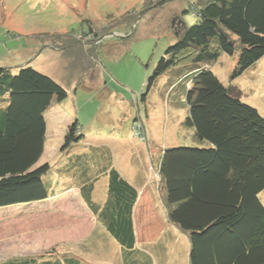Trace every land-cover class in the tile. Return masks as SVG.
Segmentation results:
<instances>
[{"label": "trees", "instance_id": "trees-1", "mask_svg": "<svg viewBox=\"0 0 264 264\" xmlns=\"http://www.w3.org/2000/svg\"><path fill=\"white\" fill-rule=\"evenodd\" d=\"M167 1L144 3L151 9ZM187 11L194 14L195 23H173L174 41L136 99L144 104L160 77L181 68L177 84L184 88L188 108L182 125L199 145L161 150L156 167L166 221L187 240L186 264H264V204L259 198L264 191V117L211 69L222 55H236L230 73L234 81L264 57V0H195ZM122 19L106 22L103 31L119 34L116 29L121 27L116 25ZM95 32L90 27L80 35L55 34L60 46H66L64 40L80 47L84 37L93 36L89 42H94ZM66 98L61 84L28 64L0 66V208L41 203L75 187L96 227L82 247L83 255L106 257L115 244L120 264H154L139 249L156 237L140 242L137 236L138 190L115 168L108 146H88L80 156L72 153L82 148L84 140L75 117L61 148L64 160L56 165L39 163L46 142V114ZM55 176L70 179L63 185L53 181ZM0 264L89 262L55 247L36 256L1 259Z\"/></svg>", "mask_w": 264, "mask_h": 264}, {"label": "rangeland", "instance_id": "rangeland-1", "mask_svg": "<svg viewBox=\"0 0 264 264\" xmlns=\"http://www.w3.org/2000/svg\"><path fill=\"white\" fill-rule=\"evenodd\" d=\"M194 1L169 0L148 9L144 0H0V66L28 64L67 91V98L53 104L46 116V142L39 163L58 161L52 149L64 142L61 129L74 117L84 140L119 148L120 159L129 156L126 151L135 154L133 165L146 166L141 172L148 175L154 189L159 185L154 157L164 147L199 145L191 130L182 125L188 108L184 88L177 84L180 67L156 81L144 104L136 101L154 65L174 41L173 23H195L194 14L187 11ZM122 16L121 24L116 25L121 34L103 31L106 22H118ZM90 27L96 31L94 42H89L93 37L89 36L80 47L64 40L66 46L57 43L55 33L75 36ZM235 58L222 55L211 69L222 83L241 92L243 103L264 117V57L231 81ZM116 137L122 142L114 140ZM140 149L152 150L154 155L139 162ZM156 192L153 198L162 202ZM259 198L264 204V191ZM92 230L93 220L76 192L43 206H12L0 212V260L36 256L55 247L75 251ZM177 234L179 238L169 250L174 256L179 251V264H186V242L180 231L174 232L175 238ZM114 246L110 245L106 257L83 256L91 264H116Z\"/></svg>", "mask_w": 264, "mask_h": 264}, {"label": "crops", "instance_id": "crops-1", "mask_svg": "<svg viewBox=\"0 0 264 264\" xmlns=\"http://www.w3.org/2000/svg\"><path fill=\"white\" fill-rule=\"evenodd\" d=\"M46 116H49V111L47 112ZM67 127H68V124L65 125L63 127V129H61L62 135H63L61 137L62 140H64L63 138L65 137V135L67 133ZM127 130H128L127 135L129 136L130 131H131V126L127 127ZM46 135H47V131H46ZM127 135H125V139H123V140H125V141L127 140V137H128ZM107 139H109V138H107ZM111 140H113V139H111ZM114 140H116V141L120 140L122 142V138L116 137ZM62 145H63V143L61 141L59 143V145L55 144V146L52 149V152L55 154L56 159L59 158L58 161L54 162V164L51 162H48L46 160L42 161L41 163L47 162V163H50L52 165H56L58 162H60L64 156V153L63 154L60 153ZM80 145L82 146V148H75L72 151V153L76 154V156H80V154L85 152V150L87 149L88 146H96V145H93L91 142H88L86 140H83V142L80 143ZM102 146H104V145H102ZM108 147H109V150L112 152L113 163H114L115 168L139 192V199H138V202L135 206V211H134V221H135L134 225H135L136 233H137V236H138L140 242H143L144 239H146L148 236H153V237L155 236L156 237L153 239H148V240H152V241H148L146 239L147 241H144V242H149V243L139 246L141 254L144 253L145 255H149L150 257H152L154 264H179L178 258H179L181 253L178 251L176 253V255L174 256L173 254H171V251L169 250L170 246L173 247V245L176 244V241L179 237L177 234V237L175 238L174 232H177L179 230L176 227L167 224L166 209H165L163 203L161 201L157 202L155 200V198H153V195L154 194L157 195L156 191H159V190H158V187H156L154 189L155 185L152 181H149L148 175L143 174L141 172V171L146 169V166L144 164H141V166L135 167L132 163V161L135 159V156H134L135 154L133 155L131 153H127V151H126L125 153L129 156L126 159L124 157H122V159H120L121 154L119 152V148H117L113 145L112 146L110 145ZM125 150H132V149L131 148H127V149L125 148ZM139 151L142 152V154H143V156H142V154L140 152L138 153L139 154L138 157H141V158H137L139 160V162L143 161V159H144V161H146L147 156L150 157L151 155L152 156L154 155L153 154L154 152L152 150H148V152H146V151H142V149H140ZM159 157H160L159 153L156 155V157H154L156 162H157ZM127 174H129V176H127ZM69 179L70 178L67 176H62V177L55 176L53 178V181L60 180V182H62L63 185H67V183L69 182ZM100 190H103V189H100ZM72 192L78 193V195L80 197L79 190L75 187H72L67 191L65 190L64 192H62V194H60L58 196H54V197L49 198V199H47L41 203H36V204L39 206L47 205L50 201L55 200V199L60 198V197L68 196ZM7 208H9V207H7ZM85 208H86V206H85ZM4 209H6V208H0V212H4ZM86 210L90 214V216L93 220V230L87 235V237L85 238V241H86V239H88L89 236H93L94 232L96 231L95 220L87 208H86ZM144 237H146V238H144ZM184 241L186 242V246H185L186 251H188L186 238H184ZM85 243L86 242H83V241L81 243H79L77 246L78 248L75 251H73V250H61V251L71 252V253L79 256V258L87 261L88 259H91V257L89 255V258L86 260L85 257H88V256H85V257L83 256L84 250L82 249V247H84L83 245ZM115 250L117 252L116 247H115ZM162 250H163V253L165 252L164 254H162ZM166 252H168L169 255L166 254ZM185 256H187V253ZM160 257L162 258V262L159 260ZM94 259H97V258H94ZM88 261H89V264H91L90 260H88ZM118 264H120L119 261H118Z\"/></svg>", "mask_w": 264, "mask_h": 264}, {"label": "water", "instance_id": "water-1", "mask_svg": "<svg viewBox=\"0 0 264 264\" xmlns=\"http://www.w3.org/2000/svg\"><path fill=\"white\" fill-rule=\"evenodd\" d=\"M62 148V147H61Z\"/></svg>", "mask_w": 264, "mask_h": 264}]
</instances>
